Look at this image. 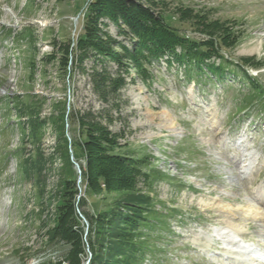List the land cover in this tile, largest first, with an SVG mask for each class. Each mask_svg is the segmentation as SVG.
<instances>
[{
	"label": "rangeland",
	"instance_id": "obj_1",
	"mask_svg": "<svg viewBox=\"0 0 264 264\" xmlns=\"http://www.w3.org/2000/svg\"><path fill=\"white\" fill-rule=\"evenodd\" d=\"M89 1L0 0V264L61 261L67 246L49 243L45 232L65 177H76L79 195L87 200L83 210L90 214L115 204L116 195L85 190L70 146L57 139V111L68 113L71 105L99 111L105 105L86 74L46 60L61 42L77 39L83 19L75 18ZM161 6L185 36L201 38L198 20L241 33L234 49L220 50L227 61H264V0H164ZM183 12L187 21L181 20ZM107 24L105 31L130 44ZM91 65L84 64L87 71ZM144 68L143 76L130 68L134 83L121 91L119 112L112 110L109 125L124 132L121 143H128L132 155L149 162L142 167L149 183L140 188L152 198V226L141 229V264H264V67L245 68L260 86L255 95L232 65L218 79L188 78L183 68L163 61ZM21 104L47 121L37 142L22 132L27 129L17 115ZM63 123L70 139L76 128L67 119ZM38 152L36 177L27 169ZM86 253L82 264L91 258Z\"/></svg>",
	"mask_w": 264,
	"mask_h": 264
},
{
	"label": "trees",
	"instance_id": "obj_2",
	"mask_svg": "<svg viewBox=\"0 0 264 264\" xmlns=\"http://www.w3.org/2000/svg\"><path fill=\"white\" fill-rule=\"evenodd\" d=\"M163 4L164 0H90L77 39L61 42L46 57L47 61L56 59L63 70L68 68L71 72L74 68L86 74L93 94L105 105L99 111L90 107L76 109L72 105L68 113L63 109L57 111V139L70 146L86 191L95 196L116 195L111 209L90 214L83 210L87 200L79 195L76 177L63 179L60 203L56 204L52 225L45 232L49 243L67 246L56 264H82L86 249L91 256L88 264H141L146 252L141 229L152 226L149 215L153 206L149 190H142L140 184L149 183V172L142 168L149 162L145 157L132 155L128 143H121L124 132H113L109 126L113 122L112 110L119 112L121 91L134 83L130 68L137 76H143L147 74L145 65L163 61L168 67L175 63L183 68L188 78L203 74L205 78L213 75L218 79L225 75L227 65H232L248 81L254 95L260 91L257 79L249 76L245 68L261 69L264 61L250 57L232 63L219 54L221 49H234L241 33L198 20L194 23L201 38L185 36L170 23L172 18L162 12ZM182 15V21L189 19V14ZM107 23L130 44L125 45L105 31ZM87 61L92 63L89 71L84 66ZM110 64L116 65L114 72L109 70ZM17 115L19 119L25 118V137L37 142L47 121L40 120L38 112L29 110L28 104H21ZM65 119L68 127L76 128L70 139L63 130ZM41 159L38 152V160L31 162L27 172L38 177ZM67 166L72 168V163L69 161ZM78 211L87 222L86 229Z\"/></svg>",
	"mask_w": 264,
	"mask_h": 264
}]
</instances>
